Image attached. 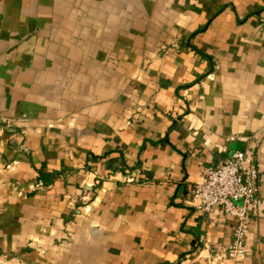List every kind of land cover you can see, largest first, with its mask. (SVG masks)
I'll list each match as a JSON object with an SVG mask.
<instances>
[{"label":"crops","instance_id":"obj_1","mask_svg":"<svg viewBox=\"0 0 264 264\" xmlns=\"http://www.w3.org/2000/svg\"><path fill=\"white\" fill-rule=\"evenodd\" d=\"M237 149L231 257L191 190ZM0 264H264V0H0Z\"/></svg>","mask_w":264,"mask_h":264},{"label":"built area","instance_id":"obj_2","mask_svg":"<svg viewBox=\"0 0 264 264\" xmlns=\"http://www.w3.org/2000/svg\"><path fill=\"white\" fill-rule=\"evenodd\" d=\"M259 168L251 151L237 149L231 157L204 168L191 194L198 200L197 208L208 216L220 212L235 219L233 239L227 254L236 257L245 251L250 207L258 191Z\"/></svg>","mask_w":264,"mask_h":264}]
</instances>
